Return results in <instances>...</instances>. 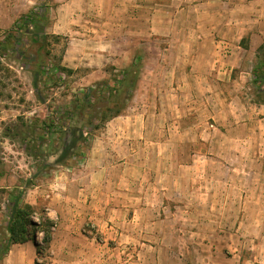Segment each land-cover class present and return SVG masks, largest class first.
I'll return each instance as SVG.
<instances>
[{
  "label": "rangeland",
  "instance_id": "374dc122",
  "mask_svg": "<svg viewBox=\"0 0 264 264\" xmlns=\"http://www.w3.org/2000/svg\"><path fill=\"white\" fill-rule=\"evenodd\" d=\"M162 3V50L140 53L125 4L0 0V264H264V106L251 84L264 0H204L189 21ZM193 28L197 77L174 67L196 56L182 45ZM76 124L85 141L72 151ZM9 192L33 207L24 244L7 243Z\"/></svg>",
  "mask_w": 264,
  "mask_h": 264
},
{
  "label": "crops",
  "instance_id": "0c3cea01",
  "mask_svg": "<svg viewBox=\"0 0 264 264\" xmlns=\"http://www.w3.org/2000/svg\"><path fill=\"white\" fill-rule=\"evenodd\" d=\"M176 2L182 3L184 6L182 8L183 15L186 14L188 16V21L192 20L194 18H201V9L205 6L204 0H173ZM117 3L119 5L125 4V6H120V8L127 9L129 12H135L136 13V19H138V52L142 53L141 51L145 48V44L147 41H150V44L152 46V49H155L156 51L162 50V45L160 44L162 40H166L165 37L160 38V35H165L164 33H158L157 32V27H158V20H159V12L161 11L160 8H163L167 5H164L162 3V0H112V4ZM127 3H131L130 6L127 5ZM174 2L170 3L173 4ZM114 5V4H113ZM179 7V6H178ZM186 8V11H185ZM198 13L196 16L195 13ZM173 13V12H172ZM210 15V14H209ZM203 30L200 28H193V29H188L187 31L184 30V35H183V41L182 45L185 48V52H195L196 56H191L190 54L188 56H182L177 58V63L174 64V67H182V68H187L191 67V71L194 73V75L189 74L192 77H197V74L195 73L197 70H194V67H201V63L204 61L201 58V55L198 54L201 51V45L203 44V36L204 34L202 33ZM167 35H171L170 31L166 32ZM210 35L212 36H218V26L215 25L212 29H210L209 32ZM172 39V38H171ZM171 41V40H170ZM174 47V45H173ZM174 49V48H173ZM111 60V58H107V60ZM193 67V68H192ZM196 69V68H195ZM186 75V74H185ZM198 76L199 73H198ZM107 169L105 167H102V174L105 176L107 174ZM60 181H62L60 177H58ZM58 182L57 185L58 187H61L62 184H66L67 182ZM83 190V189H80ZM58 194H54L53 200L55 199L61 204V193L58 190ZM56 196H59L60 198H56ZM88 198L82 199L81 197L77 198L75 203L79 206L82 205V201H87ZM109 203V202H108ZM71 226V225H70ZM75 227V224H72V227Z\"/></svg>",
  "mask_w": 264,
  "mask_h": 264
},
{
  "label": "trees",
  "instance_id": "16d2710c",
  "mask_svg": "<svg viewBox=\"0 0 264 264\" xmlns=\"http://www.w3.org/2000/svg\"><path fill=\"white\" fill-rule=\"evenodd\" d=\"M39 20H41V17L38 14L35 15L33 13H29V15H24L21 17V22L23 21L26 25L30 24L34 26ZM251 75V84L254 87L256 93V101L258 104L264 106V42L261 43L255 50V61L251 69ZM88 97L89 90L88 92L82 94V99H88ZM72 111L74 113L78 112V114L83 116L82 112L84 111V106L81 104H76ZM104 115L106 118L107 114L104 113ZM69 132L72 135V139L69 142V148L73 151L78 147L76 145L77 141H85V138L82 134V127L77 124L74 126L71 125ZM70 149H66V151ZM2 193H6L5 189H0V194ZM8 195L9 199L6 205L7 211L9 212L6 223L7 243L10 245L24 244L30 239V227L35 226V223L32 221V215L34 213L33 207H31L29 204L21 202L20 192H18V194L9 192ZM46 226L47 228H45L43 231L42 240L45 244H48L51 240V234L48 231L49 224L47 223Z\"/></svg>",
  "mask_w": 264,
  "mask_h": 264
}]
</instances>
